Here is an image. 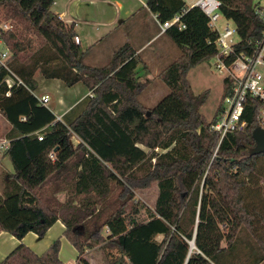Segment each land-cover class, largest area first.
<instances>
[{"label":"trees","instance_id":"1","mask_svg":"<svg viewBox=\"0 0 264 264\" xmlns=\"http://www.w3.org/2000/svg\"><path fill=\"white\" fill-rule=\"evenodd\" d=\"M252 1L220 0L241 45L258 39L264 28ZM53 3L0 0L7 19H23L26 31L36 35L0 29L9 51L0 65V112L10 125L4 154L12 165L2 177L0 231L20 241L1 264H66L58 255L59 238L40 254L21 241L28 232L44 235L57 220L78 264H89L82 254L96 245L116 249L114 264H243L237 255L241 244L249 247L251 264H259L264 197L253 182L264 169V152L249 153L254 111L247 106L245 126L226 134L211 162L217 139L209 126L215 115L206 121L200 112L209 90L195 94L187 78L191 68L216 53L207 16L191 7L181 17L184 27L175 23L164 32L179 54L157 75L168 92L146 110L138 96L151 81L138 79L135 50L124 43L106 64H86L73 24L52 11ZM147 4L160 21L187 8L182 0ZM9 71L22 84L5 95ZM36 71L66 86L81 82L90 93L56 119L34 94ZM228 90L224 82L222 95ZM153 183L157 195L150 210L136 200L135 190ZM59 192L66 194L63 200L56 197ZM252 195L262 198L259 208Z\"/></svg>","mask_w":264,"mask_h":264},{"label":"rangeland","instance_id":"2","mask_svg":"<svg viewBox=\"0 0 264 264\" xmlns=\"http://www.w3.org/2000/svg\"><path fill=\"white\" fill-rule=\"evenodd\" d=\"M182 1L187 6H190L196 0H182ZM118 3H120V5L124 9H126L129 5H134V7L136 6V10L139 11L136 15H133L130 19L125 21L123 24H121L120 28L122 32H124V34L128 33V35L131 34L139 35L140 38H142L143 35L146 38H150L151 36H153V39L150 41L151 44L147 47L148 50L157 51V53H159L163 48L164 45L163 43L166 42L169 45H172V47L176 49L175 50L176 56L178 55L179 49L177 48V46L170 41V39L166 34H159V29L155 23L154 17L151 16V13L147 15L146 12H144L141 3L138 0H100L95 2H89L88 0H86L82 7L87 12L86 18L93 20L90 22H94V23H90V22L84 23L83 21H81L84 15L82 16L78 15V20L80 22V32L82 37L81 38L82 47H85L88 44H92L96 39L101 37L106 32L105 31L106 27L104 25L96 23L99 21V19H101L100 16L101 9L103 8L105 11L108 12L114 11L115 6H117ZM51 8L55 9L53 6ZM216 24L220 31H222L226 27V25H228L230 28L233 27V23L223 18L222 15H219ZM3 25H8L9 27V28H3L4 30L7 29L9 31L14 32L17 35H22V36L29 35L30 37L33 38L36 37V35H34L32 31L29 32L26 31L25 25L23 23V19L21 18L7 19L2 14V12H0V26L3 27ZM99 40L100 38L96 42H98ZM122 42L125 41H119L116 43L115 46L118 47V44L121 45ZM110 45H111V41L109 42L108 47ZM146 45H148V43ZM0 51H5L7 52V54H9V51L3 48V43L1 41H0ZM90 55L91 54L87 56L86 62L98 66L104 65L106 62H108L110 58V55H105L101 59H98L96 62L93 63L90 59ZM139 67L140 70L137 72L138 79L143 81L145 79L150 78L151 81L149 86L138 96V100L142 108L147 110L151 108L153 105H155L168 92L169 89L166 86V84L157 76L158 74L156 76L153 74L154 70L149 72V75H147V73L141 75L142 73L141 66ZM187 78L189 80L191 89L195 94L205 89L209 90L208 97L205 103L201 106L200 112L204 116L206 121H210L213 118V116L216 115L220 107V100L224 85L223 77L215 67L214 57L204 60L195 67L191 68L189 70ZM35 79L37 80V89L35 90L36 93H41L43 90H45L49 92V94H51L50 101L47 103L49 104L50 107L52 106L54 107V105H57L56 100L58 96L63 97L64 93L69 94L72 97V99L77 98L76 94L75 96L73 95L76 87L72 88L66 85L57 87L56 84H58L59 82H57L54 79L45 78L39 72L35 74ZM2 116L5 118V116L0 112V137L4 134V130H5ZM72 142L75 143L73 139ZM212 160L213 159H211V162ZM263 174H264V169L262 168V170L257 174V179L253 182L254 188L259 190L258 192L260 195H262V198L264 197L263 196L264 187L262 184L264 177ZM156 195H157V185L154 183L151 184V186L147 189L135 190L136 200L142 201L146 205V207L150 210H152L154 207ZM255 196L256 195H252L251 197L252 205L259 208L263 200L262 198ZM56 197L60 200L64 199V196H62L60 192L56 194ZM146 218H147V213L144 210H142L140 212L139 219L143 220ZM258 229L260 231V234H262L264 237V225L259 223ZM0 232H3L0 234V264H1L2 259L17 245L18 240L6 231H0ZM61 232L62 231L58 226H54L48 229L45 232V234L42 236H39L33 232H28L24 236L25 237L24 242L26 244L23 241L22 243H24L26 246L27 244L30 245L34 250L43 252L45 248H47L53 240L59 238V236H62ZM96 246L91 247L93 250L87 255V259L90 258L92 260V264H114L112 262L114 260H118L119 256L116 252V249L104 248L100 245H99L100 247L96 248ZM91 248H89V250ZM248 248L244 246V244H241V246L237 250V255L240 258V260L243 262V264H251L253 261L251 257L252 255H248L250 254ZM60 250H61L60 252L61 258L66 262L67 260H70L67 263L72 264V262L74 261V255L77 254V251L74 248V246L65 237L63 243L60 242L59 251ZM245 258L248 260L247 262H245ZM259 264H264V259Z\"/></svg>","mask_w":264,"mask_h":264},{"label":"built area","instance_id":"3","mask_svg":"<svg viewBox=\"0 0 264 264\" xmlns=\"http://www.w3.org/2000/svg\"><path fill=\"white\" fill-rule=\"evenodd\" d=\"M141 6L149 10L147 0H138ZM186 5V4H185ZM180 13H176L171 19L160 21L155 14L153 17L159 29V34H163L169 27L179 23L180 27L182 15L191 7H198L207 16L208 26L215 34L216 53L215 67L223 77V81L229 85V90L221 96L220 107L211 121L209 129L216 135V146L212 151V157L216 155L219 144L228 132L243 129L245 126L244 113L247 106H251L254 111L256 127L264 129V28L258 39L247 40L241 43V38L237 31V26L231 18H227L221 12L220 0H196L192 5L187 6ZM252 7L255 15L263 23L264 27V0H253ZM219 15L233 23V27L228 25L220 31L216 21ZM9 28L8 25L0 26V29ZM4 30V29H3ZM7 30V29H5ZM74 42L79 39L74 36ZM7 52L0 51V65L5 66ZM7 85L5 95L10 94L12 86L22 84V81L12 72L4 79ZM36 95V94H35ZM41 105L47 106L50 100L48 93L36 95ZM60 117H56L59 119ZM37 138L42 139L38 134ZM8 140L0 142V148H6Z\"/></svg>","mask_w":264,"mask_h":264},{"label":"crops","instance_id":"4","mask_svg":"<svg viewBox=\"0 0 264 264\" xmlns=\"http://www.w3.org/2000/svg\"><path fill=\"white\" fill-rule=\"evenodd\" d=\"M85 1L86 0H54V3L52 6L55 9H52V8L51 9L65 23L73 24L74 31L76 33V36L79 39L78 44L80 45V49H81V51H84L83 60L86 64L92 65V66H98V65H94V64H90V63L86 62L87 56L89 54H91L90 59L94 63L98 59H101L105 55H110V57H111L112 53L118 47H120L124 43H127L135 50V54L140 58V63L138 64V67L136 68V72H138L140 70L139 66H141V72H142L141 75L146 74V73H147V75H149V72L154 70L153 74L156 76L161 71L162 68H164L166 65L171 63L178 56V55L176 56V51H175L176 49L174 47H172V45H169L166 42L163 43L164 44L163 48L159 53H157V51L148 50L147 47L151 44L150 41L153 39V36H151L150 38H146L143 35L142 38H140L139 35H134V34L128 35V33L124 34V32H122V30L120 28L121 24H123L125 21L130 19L133 15H136L139 11L136 10V6L134 7V5H129L126 9H124L120 5V3H118L117 6H115L114 11L108 12V11H105L103 8L101 9L100 16H101V19L103 21L101 19H99L100 22L98 21L96 23L104 25L106 27V30H105L106 32L101 37H99L100 40L98 42H96V41L99 38L96 39L92 44H88L87 46L82 47L81 46V43H82L81 38L82 37H81V32H80V22L78 20V15H80V16L84 15V17H82V20H81L84 23H89L90 21H93L91 19L86 18L87 12L82 7L84 5ZM88 1L89 2H95V1H100V0H88ZM142 8L144 9V12H146L147 15H149V13H151L150 11L145 9L144 7H142ZM147 15H145V16H147ZM151 16L153 17L152 13H151ZM90 23H94V22H90ZM155 23H156V21H155ZM110 41H111V45L108 47V44ZM119 41H125V42H122L121 45L118 44V47L115 46L116 43ZM147 43H148V45H146ZM165 45H167V46H165ZM37 72H39V71H36V73ZM136 75H138V74L136 73ZM147 75H145V76H147ZM145 76H142V77H145ZM34 78H35V75H34ZM148 79H150V78H148ZM54 80L59 82L58 84H56L57 87H59V86L61 87L62 85H65L59 79H54ZM68 87H72V88L76 87V89L73 93L74 96L76 94V97H77L76 99H72V97L69 94L64 93L63 97L58 96V98L56 100L57 105H54V107L53 106L50 107L49 104H47V107H49V109H51V111L55 114L56 117H58V116L60 117L63 113H65L67 110H69L77 101H79L83 96L90 93L89 90L81 82H78V83H76L72 86H68ZM43 93L49 94V92H47L45 90H43L41 93H36L34 91V94H36V95H40ZM49 95L51 97V94H49ZM2 118H3L2 120H3L5 130H4V134L0 137V142L2 140H5V139L8 140L5 137V133L10 128V125L7 122V120L3 116H2ZM73 140L75 141V143L77 142V140L75 138ZM6 148H4V147L0 148V193H1V190L4 186V180H2L3 175L12 172V165H11L10 159L4 154L5 153L4 150ZM61 194L64 197L66 195L64 192H62ZM54 226H58L61 229V231H62L61 233L63 236V231L65 228L64 224L60 220H57L48 229H50ZM1 233H3V232H0V234ZM62 236H59V239H61L60 242L63 243L64 236H63V238H62ZM24 239H25V237L22 238L21 241L24 242ZM19 242L20 241L18 240L17 245L19 244ZM27 246H29L37 254H40L42 252V251L34 250L28 244H27ZM98 247H100V246L99 245L96 246V248H98ZM92 250H93L92 248L90 250L89 249L86 250L84 252V254H82V257L84 259H87V255ZM60 252H61V250L58 253L59 258L64 263L70 264V263H67L70 260H67V262H66L65 260H63L61 258ZM87 261L89 264H92V260L90 258H88ZM72 264H78V253L76 255H74V261L72 262Z\"/></svg>","mask_w":264,"mask_h":264},{"label":"water","instance_id":"5","mask_svg":"<svg viewBox=\"0 0 264 264\" xmlns=\"http://www.w3.org/2000/svg\"><path fill=\"white\" fill-rule=\"evenodd\" d=\"M252 138L254 140V146L249 149L251 155L260 154L264 152V129L255 127L252 131ZM194 247L193 240L190 241V250ZM189 250V251H190Z\"/></svg>","mask_w":264,"mask_h":264}]
</instances>
